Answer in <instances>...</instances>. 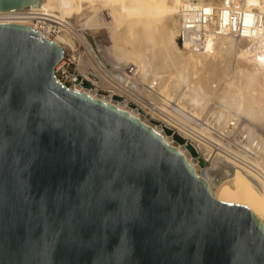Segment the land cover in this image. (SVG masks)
<instances>
[{"label": "water", "instance_id": "water-1", "mask_svg": "<svg viewBox=\"0 0 264 264\" xmlns=\"http://www.w3.org/2000/svg\"><path fill=\"white\" fill-rule=\"evenodd\" d=\"M64 56L0 24V264H264L256 214L152 127L58 82Z\"/></svg>", "mask_w": 264, "mask_h": 264}, {"label": "bare ground", "instance_id": "bare-ground-1", "mask_svg": "<svg viewBox=\"0 0 264 264\" xmlns=\"http://www.w3.org/2000/svg\"><path fill=\"white\" fill-rule=\"evenodd\" d=\"M94 6L112 18L108 41L97 37L107 29L97 17L88 16L75 37L68 31L74 18ZM191 7L206 13L208 34L202 48L191 40L184 46L178 41L184 13ZM89 22L92 28L84 29ZM0 24L32 27L60 45L65 55L72 54L80 73L97 90H109L111 97L73 85L71 89L152 127L185 155L217 200L248 206L264 225V0H40L0 11ZM54 28L59 30L51 36ZM117 93L179 129L208 165L201 167L188 148L128 101H115ZM212 102L217 105L211 107Z\"/></svg>", "mask_w": 264, "mask_h": 264}, {"label": "rangeland", "instance_id": "rangeland-1", "mask_svg": "<svg viewBox=\"0 0 264 264\" xmlns=\"http://www.w3.org/2000/svg\"><path fill=\"white\" fill-rule=\"evenodd\" d=\"M92 8L94 9V10H92ZM90 9V10H89ZM89 9H88V12H86L84 15H82L80 18H78V17H76V18H74L73 20H72V26H71V28H69V33L71 32V35L73 36V37H75L74 36V34L75 33H77L82 27L80 26V25H84V22H86V21H88V19H90L91 17L92 18H96L97 17V19L99 18L101 21L103 20V25H102V27H105V28H107V29H105V31H106V33H99L98 35H97V37H98V39L99 38H101L102 39V36H104L105 38L107 37V41H108V39L110 40V38H108L110 35H108V33L110 32V27L112 26V18L109 16V15H107L106 14V11L105 10H103V9H101V8H99L98 6H94V7H89ZM99 11H98V10ZM97 11V12H93L94 14H91L92 13V11ZM102 11V12H101ZM101 12V13H100ZM97 13H98V15H97ZM96 14V15H95ZM86 15V16H85ZM86 17V19L84 20V18ZM90 17V18H87V17ZM101 17V18H100ZM77 18H78V20H77ZM98 19V20H99ZM75 20V21H74ZM78 21V22H77ZM93 24V22L92 23H87V24H85L86 26H84L83 28L84 29H88V30H90L91 28H92V25ZM98 25H100V24H98ZM74 26V27H73ZM76 26V27H75ZM109 26V27H108ZM73 27V28H72ZM100 27H101V25H100ZM75 28V29H74ZM78 29V30H77ZM75 30V31H74ZM88 39H89V42H90V44H91V46L92 47H94L95 48V40H94V38L91 36V35H88ZM105 41H106V39H105ZM179 43H180V41H179ZM180 46H181V43H180ZM81 48H79V50L81 51V52H84L85 51V48H84V46L82 47V46H80ZM72 56V54L70 55V54H68L67 55V60H66V68H68L71 72H73V70L76 68V65H74V64H72V62L74 63L75 61H74V59H73V57H71ZM93 79H95V80H97V81H100L98 78H95L94 76L92 77ZM116 83V82H115ZM102 96H108V95H110L111 93H110V91L109 90H107V89H102ZM114 100L115 101H117V102H120V103H125V102H127L128 101V105L133 109V110H135V111H137V112H139L141 115H143V116H146L154 125H156V126H158V127H160V128H162V129H164L165 131H166V133H167V135L170 137V138H172V139H174L176 142H178L181 146H183V147H187L188 149H189V151L191 152V154L193 155V157L194 158H198V159H200V166L201 167H203V168H205L206 167V165H207V163L205 162V158H204V156L202 155V154H200V152L198 153V151L196 150V145L194 144V143H192V141H190L188 138H186L180 131H179V129H177V128H175V127H173V126H171L170 124H167V122L166 121H164V119L163 118H160V117H153L151 114H150V110H149V107H147V106H145V105H143L142 103H139L137 100H135V99H129L126 95H123V94H120V93H117V94H115V96H114ZM214 102V101H213ZM212 102V106L211 107H214L215 105H217L216 103H217V101H215L216 103H213ZM142 104V105H141ZM213 104H214V106H213Z\"/></svg>", "mask_w": 264, "mask_h": 264}, {"label": "built area", "instance_id": "built-area-1", "mask_svg": "<svg viewBox=\"0 0 264 264\" xmlns=\"http://www.w3.org/2000/svg\"><path fill=\"white\" fill-rule=\"evenodd\" d=\"M34 21L37 24L39 22L38 20H34ZM206 24H207V18L205 12H201V10L195 9L193 7L187 9L183 16V32L178 40L180 41L181 46H184L185 42L191 40L195 43V45H198L199 48H202L208 34L207 30L204 28ZM58 30L54 28L50 35L56 36ZM66 60H67V55L64 56L62 60L63 61L62 64L60 66H57V68L55 69V76L58 82L69 88L70 86L73 85L75 87H78L79 89H90L91 91H94L102 95L101 94L102 89L97 90V86L94 85L90 79L86 78L83 74L80 73L78 69L77 61L74 60L75 62L74 63L72 62V64L76 65V68L73 70V72H71L68 68H66ZM132 71L133 68L130 70V72ZM90 76L92 75L90 74ZM114 96L115 95H113L112 98H114ZM106 97H111V94ZM212 147H213V151L215 152L217 148L215 146ZM196 150L198 151V153L200 152L197 149V147ZM193 160L196 161L198 164H200V159L193 157ZM205 162L208 165L206 159Z\"/></svg>", "mask_w": 264, "mask_h": 264}]
</instances>
